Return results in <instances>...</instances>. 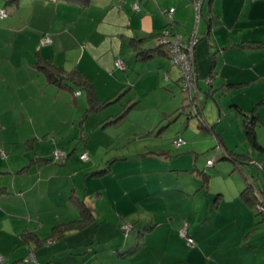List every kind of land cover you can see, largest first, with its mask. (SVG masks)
<instances>
[{
    "label": "crops",
    "instance_id": "0c3cea01",
    "mask_svg": "<svg viewBox=\"0 0 264 264\" xmlns=\"http://www.w3.org/2000/svg\"><path fill=\"white\" fill-rule=\"evenodd\" d=\"M197 1L0 0V11H9L7 17H0V253L8 264H264V218L242 194L248 186L257 194L249 173L264 169V144L258 131L264 128V0H202L199 17ZM171 8L175 9L172 35L185 41L194 32L200 37L196 45L200 99L196 100L203 106L206 125L211 128L213 123L205 116L212 97L220 113L218 122L226 118L241 134L232 146L224 131L219 132L220 158L233 166L227 163L228 172L219 169L214 177L217 185L196 161L183 168L166 156H128L112 164H97L90 158L91 137L108 134L106 125L139 106L128 103L121 112L99 117L94 124L89 116L98 110L90 109L89 89L109 106L120 101L119 94L128 85L139 94L138 87L143 86L139 83L147 74L158 84L148 81L146 94L154 87L161 89L162 79L171 81L169 88L174 84L181 88L180 71L168 48L157 49L156 43L169 24ZM47 36L51 43L42 44ZM118 48L114 66L120 70L116 60L123 59L126 76L121 70L112 76L92 56L98 49ZM125 51L137 55L126 60ZM48 61L66 76L77 70L87 80L81 81L83 85L51 82L40 67ZM167 108L165 115L178 111ZM230 108L236 114L232 118ZM142 111L148 113L144 131L152 134L161 110ZM245 114L256 117L257 145L247 137ZM79 141L82 145L74 149L79 155L54 159L55 151H66ZM85 152L89 163L74 167V162H86L81 159ZM232 154H242L246 160L236 164ZM91 166L92 175L100 177L92 178L98 190L89 183ZM101 171L104 175L96 174ZM201 172L209 175L207 181ZM261 191L264 195V188ZM100 201L106 202L113 218L97 221L98 231L86 242L60 245L59 240L86 234L90 220H97ZM81 204L92 218L83 215ZM141 204L147 214L134 219L135 231L126 237L120 226L140 213ZM185 225L195 239L192 247L180 235ZM50 245L53 248L46 247ZM31 253L35 261H26Z\"/></svg>",
    "mask_w": 264,
    "mask_h": 264
},
{
    "label": "rangeland",
    "instance_id": "374dc122",
    "mask_svg": "<svg viewBox=\"0 0 264 264\" xmlns=\"http://www.w3.org/2000/svg\"><path fill=\"white\" fill-rule=\"evenodd\" d=\"M172 28H173L172 22H170L167 25V27L162 30L159 36L162 35V33H164L166 30L172 31ZM85 33L86 31H80V34H85ZM169 37H171V35ZM41 43L47 44V43H43V39L41 40ZM156 43L158 44V42ZM113 50H108V51L103 52L101 49H98L97 51L99 55L97 54V55H92V56H96V59L99 58L100 60L99 63L101 64L103 68L102 70L104 71L106 70L112 76L114 75L113 73H115L116 71H120V70H121V73H123V75L126 76L127 74L125 73L124 69L118 68L120 70H116L114 66V62H115L114 57L120 54L119 52H117L120 50V48H118L117 50L116 49H113ZM136 55L137 54L134 51H132L130 55H127L126 51L122 53L123 58H125L126 60L130 59L129 56L134 57ZM110 60L111 62H109ZM139 65L141 66V68H144V69L146 68V64H142V62H139ZM174 67H177L179 69L180 76H181L180 67L176 64H174ZM131 72L132 71L128 69V73L131 74ZM164 76H165V73L163 74V78ZM151 80L152 82L156 83L155 82L156 80L152 78V74H147L141 79V82L139 84L143 86L138 87L139 94L137 93V88H134L133 86L128 85L127 86L128 88H126L119 94L120 101L116 103H112L109 106L107 105L104 108L98 110L96 114L93 113L89 116V119H92L94 124H96L99 122V120L108 118L111 114L114 116L117 113L121 112V110L128 103H130L131 105L139 106L138 109H134L133 107L131 111L125 112L126 114L125 113L121 114L118 117L117 121L114 122L113 124L106 125V128H107L106 132L108 134L98 136L97 135L98 133H97L95 136L91 137L89 141V143L91 144V147L89 149L91 153V157H90L91 161L94 162L95 160L97 164H100L102 162L107 163V164H110V163L112 164L113 162L126 158L128 156H136V155L137 157L152 156L154 158H158V156H166V157H169L167 158L168 160H170V158L176 159L178 163H181L183 168H186L187 166H193L196 161L198 165H200L199 169H201L202 171L207 170V173L213 177L212 179H213L214 185H217L218 177L217 178H214V177L217 176L216 174L219 171V169L228 172L231 169L230 168L228 169L227 163L230 164L229 167L233 166L231 165L232 162L221 159L222 157L220 158V155H222V149H220V146L218 145L217 135L221 136L219 132L222 133V131H224L226 140H228L229 142L231 141L234 142L232 143V146H234L238 144L236 142H239L241 138L239 135L241 134L239 135L236 134L237 131L234 129L235 127L234 124H231L225 121L226 118L224 119V123L221 124L218 122L220 120V113L218 111V105L214 98L212 97L209 98L210 106H208V108L205 109V112H206L205 116L209 117L210 119H212L211 121H213V123L211 124V128H212V131H211L205 127H202V122L199 119V117H196L194 114H191L192 112L194 113L195 111L190 105L192 103L191 98H189V96L185 92H183L182 89L179 88V86L176 84H174L173 87L169 88L171 81L168 82V80L162 79L161 83L163 82V85H160L161 89H154L155 88L154 87L152 90L148 91V93L146 94L147 92L145 90L146 86L144 85L147 84L148 81H151ZM207 82L210 83L211 79H209V81L207 80ZM156 84H154V86ZM197 91H198V84H197V88L195 91L196 99H198ZM113 92H116V91L113 89L112 94ZM105 93L108 94L107 91ZM83 97H84L83 98L84 100L86 99L87 104H88L87 97L85 95ZM197 104H198V101H197ZM145 107L146 108L155 107L156 109L160 108L161 110L159 114L160 115L159 119L156 121V123L154 121V123L156 124V127L152 134L150 132L144 131L146 129L144 126H145V123L148 117V113L146 111L144 112L142 111V109ZM163 108H167L169 110H175L177 108L176 110L178 111L172 113L171 115H165L163 114V110H164ZM222 114L227 115V112L224 113L222 110ZM230 115H231L230 118L236 115L235 111H233V108H230ZM99 117H101V119H99ZM151 120L153 121V118H151ZM101 127L103 128V124ZM101 131L102 130H100V132ZM111 131H113L114 134H116L118 137H115V135H112L110 133ZM258 131H259V136H260L259 139L264 144V128H259ZM179 138H182L184 140V143L180 147H177L175 142ZM79 144L82 145L80 141L79 143H73V145H70L68 149H66L67 152L63 150H59V151L65 152V156L59 159H55V160L64 161L68 157L67 154L69 153H71L72 157L79 155L80 151H77V153L74 155L75 153L74 149L77 148ZM224 149L225 148H223V151H225ZM166 151L167 153H164ZM192 151H195L196 153ZM121 156L123 157L121 158ZM225 156H228V155H225ZM209 158H213V159L216 158L214 159L216 161L214 167L206 166L208 162L207 159ZM87 163H89V160L86 162H74L73 166L82 168V165L84 166ZM240 164L241 163H239V165ZM90 165H92V162H90ZM95 167H96V164H95ZM95 167L91 166V168L90 169L88 168V170H91L92 168H95ZM260 170L261 171H259L258 168H256V172H254L256 179L255 177H251V180L253 181L254 185L257 188V194L262 199H264L263 192L261 191L264 188L263 186H261V185H264V179H260V175H258V173H261V177L263 178L264 169L261 168ZM91 171L89 175L90 178H88L90 179L89 183L91 184L92 188H94L95 186V188L97 189V186L96 185L93 186V183H92V178H96L97 176L92 175L93 171L92 172ZM245 171H249V170H245ZM249 174L253 176V173H249ZM102 175H104V172H100L99 176H102ZM97 178H100V177H97ZM150 179L151 178H146L148 182L151 181ZM221 181L222 180H220V182ZM97 206H98L97 212L99 211L98 213L99 215L97 217V220L95 219L90 220V222L92 223H89V225L85 228V230L88 228L87 229L88 231L86 230L87 231L86 234H83L80 237L74 238L73 240L72 239L59 240L60 245H69V243L71 242H86L87 241L86 237L88 235L92 236L94 231L96 232L98 231L99 226H98L97 221L101 223L104 221V217H107V218H109V216L112 217L110 211L105 208L106 202L100 201L97 203ZM139 206H140V211H139L140 213H136V214L133 213L130 217L127 218L126 223L122 222L120 226V229L123 235L126 237L129 236L130 232L135 231V229H133L132 227L134 225L133 223L134 219L136 217L138 219L139 217H145L147 214L143 204ZM75 210L77 213H79L78 209L75 208ZM255 211L256 213H258L256 209ZM70 213L71 211L68 214ZM79 216H80V213H79ZM89 217L92 218L91 215ZM51 228H52L51 232L53 233V227ZM126 228H128V230ZM181 229L182 228H180L179 231H181ZM102 233L103 232L101 231V234ZM137 233H138V230H137ZM69 234L70 233L66 234L62 239H65L66 236ZM250 238L251 237H249L248 239ZM55 241L57 240H54V242ZM49 243L51 242L48 241L47 244ZM52 246L50 245L46 247L53 248ZM5 258L8 261L6 256ZM32 260L35 261V259H32ZM26 261L28 260L26 259ZM35 263L41 264L37 261H35Z\"/></svg>",
    "mask_w": 264,
    "mask_h": 264
},
{
    "label": "built area",
    "instance_id": "2783aa9c",
    "mask_svg": "<svg viewBox=\"0 0 264 264\" xmlns=\"http://www.w3.org/2000/svg\"><path fill=\"white\" fill-rule=\"evenodd\" d=\"M201 5L202 0H198L196 2V9L197 14L199 17L200 11H201ZM138 8V7H136ZM175 9L171 8L167 12V16L169 17L170 21L173 17ZM9 15V11L5 8L0 11V17L4 18ZM171 35V37H169ZM199 36L196 32H194L188 40H183L180 35L175 34V36L172 35L171 31L166 30L162 35H160L157 38V42L159 46H166L168 48V51L170 53L171 60L173 64H176L181 69V78H180V84L181 89L183 92H185L189 98H191V101L195 98V91L198 84V68H197V60H196V45L198 43ZM43 43H51L50 37H44ZM116 66L120 69H125V62L123 59L118 58L116 60ZM209 81V79H208ZM81 92H77L79 95ZM184 143V140L182 138H179L176 140L175 144L177 147H180ZM0 154H3L0 152ZM65 156V153L62 151H55L54 152V159H59ZM81 159L84 161L89 160V155L87 152L83 153L81 155ZM215 160H209L208 166H212L214 164ZM264 201L261 203H258L256 205V209L258 212H260L264 216ZM130 228V227H128ZM128 228H126L128 230ZM181 236L186 240L187 244L189 246L195 245V239L193 236L189 234L188 227L185 225L181 231ZM34 259V254L31 253L30 257L27 258V260ZM0 264H8L6 261V258L4 255L0 253Z\"/></svg>",
    "mask_w": 264,
    "mask_h": 264
},
{
    "label": "trees",
    "instance_id": "16d2710c",
    "mask_svg": "<svg viewBox=\"0 0 264 264\" xmlns=\"http://www.w3.org/2000/svg\"><path fill=\"white\" fill-rule=\"evenodd\" d=\"M14 1L15 0H8V3H12ZM85 2H90V0H85ZM168 22L170 23V22H172V20L171 21L168 20ZM162 47L163 46L161 45V46L157 47V49H159V48L161 49ZM143 54H144V52H143ZM40 67L47 74V76H48V78H49V80L51 82H55V83L61 84L63 86L68 84V82H67L68 80L71 81V82H78V84H82L81 81L87 80V79H83L82 73L80 71H77V70L74 71V72L68 73L67 76H66L64 74L65 73L64 70L58 69L50 61H48L47 63L45 62V63L40 64ZM125 68H126V65H125ZM85 83L88 84L87 81ZM83 84H84V82H83ZM88 95H89L90 109L91 110H100V109L104 108L105 106H107L109 104V101H107V102L99 101L98 97L95 95V91H94L93 88L89 89ZM190 105L195 110L194 113L192 112L191 114H194L196 117H199V119L202 122V127H205V128H207V129L212 131V128L208 127L206 125L205 121H204V118H203V106L199 102L197 104L196 97L192 100V103ZM256 125H257V120H256L255 115L254 114L253 115H250V114L246 115V119H245L246 134H247V137L253 142L254 145H257V142H256ZM217 139H218V145L220 146V148H222L223 144H222V140H221L219 135H217ZM232 156L233 157L231 159L233 160V162L236 161L235 162L236 164L237 163H244V161L246 160V157L244 155H242V154H232ZM101 172H103V171H101ZM96 174H100V172H98ZM201 175L207 181L209 175L204 173V172H201ZM242 194L244 196H247L245 198H247V199L250 198L252 206L255 209H256V205L258 203L262 202L257 197L256 192L250 186H248L245 189V191L242 192ZM81 209H82V211L84 213L83 215L85 217L90 216L91 213H92L89 209L84 207L83 204H81ZM258 214L261 215L264 218V216L260 212H258ZM80 225H84L83 221H82V223ZM13 264H17V263H13Z\"/></svg>",
    "mask_w": 264,
    "mask_h": 264
},
{
    "label": "water",
    "instance_id": "95a60500",
    "mask_svg": "<svg viewBox=\"0 0 264 264\" xmlns=\"http://www.w3.org/2000/svg\"><path fill=\"white\" fill-rule=\"evenodd\" d=\"M253 177H255V175L253 174ZM255 179H256V177H255Z\"/></svg>",
    "mask_w": 264,
    "mask_h": 264
}]
</instances>
